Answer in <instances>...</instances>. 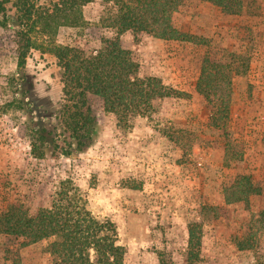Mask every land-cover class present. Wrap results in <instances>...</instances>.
Segmentation results:
<instances>
[{"label":"rangeland","instance_id":"374dc122","mask_svg":"<svg viewBox=\"0 0 264 264\" xmlns=\"http://www.w3.org/2000/svg\"><path fill=\"white\" fill-rule=\"evenodd\" d=\"M107 5L91 0L79 25H60L54 36L36 28L22 67L11 29L0 25V210L11 203L34 209L69 180L93 215L115 224L123 264H264V0H241L235 15L208 0H182L174 22L194 35L192 41L122 32L121 46L139 75L159 78L182 97L156 99L151 113L126 119L94 99L91 146L58 158L48 151L31 155L26 121L52 129L65 102L60 67L46 48H97L101 37H113L99 19ZM204 39L233 67L229 110L216 122L212 104L196 89L209 46ZM240 175L257 190L227 202L234 193L225 188ZM188 223L197 225L199 238L193 259ZM50 240L27 244L0 233V264H56L47 251Z\"/></svg>","mask_w":264,"mask_h":264},{"label":"trees","instance_id":"16d2710c","mask_svg":"<svg viewBox=\"0 0 264 264\" xmlns=\"http://www.w3.org/2000/svg\"><path fill=\"white\" fill-rule=\"evenodd\" d=\"M91 0H0V25L9 27L18 50V66L22 67L27 51L34 46L31 33L55 35L60 25L77 26L83 21L82 6ZM100 23L114 31L113 37H101L97 48L50 45L60 67L61 93L65 102L57 114L52 129L31 117L25 126L29 130L30 153L43 157L48 151L52 158L84 152L96 138L97 115L93 101L119 119L132 115H148L154 101L164 97H182V92L165 85L155 76L139 75L138 63L121 46L120 34L130 30L147 32L155 37L194 40L174 22V13L182 0H106ZM221 10L238 14L241 0H208ZM206 45L209 41L204 39ZM230 61L210 45L201 56L196 89L212 104L210 118L216 122L229 110ZM234 197L227 202L243 199L256 191L248 175L238 176L230 188ZM196 224H187V255L196 258L194 245L199 244ZM0 233L24 238L29 244L51 238L47 251L56 264H123L125 249L118 244L115 224L99 218L87 207L82 193L61 180L45 204L29 209L11 203L0 210ZM8 264V263H7ZM9 264H21L16 260ZM158 264H162L161 262Z\"/></svg>","mask_w":264,"mask_h":264},{"label":"flooded vegetation","instance_id":"af4514ba","mask_svg":"<svg viewBox=\"0 0 264 264\" xmlns=\"http://www.w3.org/2000/svg\"><path fill=\"white\" fill-rule=\"evenodd\" d=\"M30 92H32V89H30ZM42 101L44 102V104L46 103V101H48L47 99L45 100V98L42 99ZM53 101V100H50Z\"/></svg>","mask_w":264,"mask_h":264}]
</instances>
